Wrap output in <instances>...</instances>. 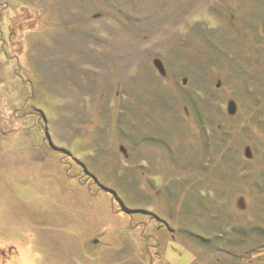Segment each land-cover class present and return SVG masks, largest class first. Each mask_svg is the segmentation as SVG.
I'll list each match as a JSON object with an SVG mask.
<instances>
[{"label":"rangeland","instance_id":"obj_1","mask_svg":"<svg viewBox=\"0 0 264 264\" xmlns=\"http://www.w3.org/2000/svg\"><path fill=\"white\" fill-rule=\"evenodd\" d=\"M0 264H264V0H0Z\"/></svg>","mask_w":264,"mask_h":264}]
</instances>
